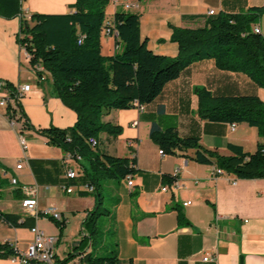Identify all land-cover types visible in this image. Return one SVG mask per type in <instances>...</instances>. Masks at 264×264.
<instances>
[{
  "label": "crops",
  "instance_id": "obj_1",
  "mask_svg": "<svg viewBox=\"0 0 264 264\" xmlns=\"http://www.w3.org/2000/svg\"><path fill=\"white\" fill-rule=\"evenodd\" d=\"M24 0L20 18H0V80L13 85L30 86L20 101V110L30 127L22 131L12 127L8 108L0 105V212L21 217L26 213L22 187L36 191L37 216L55 207L62 216V231L50 218H37L35 227L46 236L55 237L56 260L82 264L91 252L105 255L116 251L122 264H204L203 258L215 255L217 264H264V179L238 180L224 172L214 174L217 166L201 165L193 159L195 151L160 155V148L150 138L153 123L161 129L174 128L181 138L199 140L204 150L221 156H232V147L253 154L264 139L255 128L239 124L233 131L230 124L204 120L199 115L200 101L195 89H205L215 98L255 96L264 102V89L243 73L218 69L214 60L192 64L181 76L169 83L162 94L141 109L110 110L102 122L121 127L122 134L101 133L98 148L109 156L134 160V186L125 179L111 180L103 191L109 212L98 220L99 238L92 245L90 228L84 222L96 205L93 194L82 196L83 185L77 161L56 147L48 145L38 130L50 127H72L76 114L55 95L51 76L39 79L31 69L26 52L20 47L21 21L33 14L63 15L74 12L76 0ZM123 4H129L127 11ZM264 0H121L110 2L106 18L117 13H133L140 17V34L154 54L176 58L178 46L171 42V27L198 29L211 18L209 11L220 14H244L254 7H263ZM48 9V10H42ZM264 36V16L256 25ZM102 54L113 56L116 38L102 37ZM0 91V102L4 98ZM134 123H138L134 126ZM27 141V151L20 145L19 133ZM22 169H17L19 163ZM66 168L78 174L77 181L65 177ZM177 175V186L170 180ZM16 179L18 185H13ZM63 186L74 189L68 194ZM164 186H170L162 192ZM191 204L185 206V203ZM179 211L184 221H179ZM30 228H14L0 223V244L12 243L24 253L33 241ZM11 258L0 264L12 263Z\"/></svg>",
  "mask_w": 264,
  "mask_h": 264
},
{
  "label": "trees",
  "instance_id": "obj_2",
  "mask_svg": "<svg viewBox=\"0 0 264 264\" xmlns=\"http://www.w3.org/2000/svg\"><path fill=\"white\" fill-rule=\"evenodd\" d=\"M24 0H0V18H20ZM109 0H76L74 12L63 15L33 14L21 21L20 47L29 55V64L39 79L44 73L51 76L53 91L61 102L77 117L75 124L66 129L50 127L38 130L48 145L59 148L67 157L78 162L81 184L95 188L96 205L84 222L90 228L92 245L99 238L98 220L105 216L109 205L103 194L107 180H122L135 174V161L103 154L93 148L89 139L101 133L110 136L122 134V128L102 122L104 112L131 110L153 103L165 87L177 80L192 64L214 60L218 69L243 73L264 89V36L256 34L254 27L264 16V6L249 9L244 14L211 16L206 26L198 29L171 27V42L178 46L176 58L154 54L147 40L140 34V17L133 13H117L112 20L106 18ZM109 24V25H108ZM106 29L117 32L116 52L102 54V37ZM116 49V50H117ZM42 67L43 72L37 67ZM0 82H2L0 80ZM5 89L15 95L10 83ZM199 97V115L202 119L230 125L247 124L264 139V102L255 96L213 98L205 89L196 88ZM28 128H30L28 126ZM150 138L165 155L195 151L194 161L201 165L215 164L223 172L238 180L264 179V144L255 153H244L241 148L230 147L232 156H221L204 150L198 139L181 138L176 129H161L153 123ZM70 180V179H68ZM177 180L173 177L171 184ZM77 181H72L76 184ZM87 193H82L86 196ZM108 205V207H106ZM52 217L39 214L21 222V217L0 212V223L14 228H35L36 220ZM179 221L183 214L179 211ZM16 255L11 243L0 244V260ZM56 258V256H55ZM74 256L57 264H68ZM40 264V263H33ZM82 264H122L116 251L105 255L86 254Z\"/></svg>",
  "mask_w": 264,
  "mask_h": 264
},
{
  "label": "built area",
  "instance_id": "obj_3",
  "mask_svg": "<svg viewBox=\"0 0 264 264\" xmlns=\"http://www.w3.org/2000/svg\"><path fill=\"white\" fill-rule=\"evenodd\" d=\"M121 0H109V2L113 6H118ZM125 10H129L131 6L129 4H123ZM209 16H214L216 15L215 11H209ZM109 25V24H108ZM254 32L256 34H260L261 31L259 27L255 26L254 27ZM104 35L109 36V37H114L118 38L117 32H112L110 29H106L104 32ZM117 49V48H116ZM26 57L29 60V55L26 53ZM38 71L43 72L42 67H37L36 68ZM5 83L0 82V91H4V98L1 100L0 105L2 107H7L8 108V113H7V118L9 119L10 124L12 127H17V125L20 126V129L22 131L29 129L28 128V123L25 120V117L23 116L21 110H20V101L21 99L30 91V86H19L15 89V95L12 96L10 92H8L7 89H5ZM140 107L139 109H141ZM138 123H134V126H137ZM237 125L233 124L231 125V129L234 131L236 129ZM19 140H20V145L22 147V150L25 152L27 151V141L26 138L23 136V132L19 133ZM88 143L93 147L96 148L98 146V141L95 138L89 139ZM160 155H165L162 150H160ZM68 159H71L68 156ZM23 163H19L17 165V169H22ZM179 171H176L175 178L177 177ZM224 172L216 168L214 170V174L217 176L222 175ZM66 179H76L78 178V174L74 172V170L66 168V173H65ZM127 187L132 188L134 186V178L133 175H129L125 178ZM13 185H18V181L16 179L12 180ZM171 188H175L177 186V180H175L171 185ZM170 186H164L162 187L161 191L162 192H167L170 189ZM63 190L68 193H74V189L63 186ZM22 193L26 195V199L23 200L22 202V207L26 210V213L32 215V216H37V201H36V191L32 190L26 186L22 187ZM95 191V188L91 185L83 184L77 189V193H87V194H93ZM191 203H185V206L190 205ZM45 216L52 217L54 220L57 222L62 223V216L59 213V211L55 207H50L45 210L43 213ZM32 233L34 235L33 241L28 247L27 251L22 253L20 252L17 247L11 243V245L15 248L16 255L11 258L12 263H17V264H33V263H40V264H57L56 263V258L53 250V246L56 242L55 237H50L46 236L42 231L37 229L36 227L33 228ZM202 262L204 264H217V258L215 255H207L203 258Z\"/></svg>",
  "mask_w": 264,
  "mask_h": 264
},
{
  "label": "rangeland",
  "instance_id": "obj_4",
  "mask_svg": "<svg viewBox=\"0 0 264 264\" xmlns=\"http://www.w3.org/2000/svg\"><path fill=\"white\" fill-rule=\"evenodd\" d=\"M47 1H49V0H45L44 3H47ZM42 10H48V9H42ZM110 182H111V180L106 181V183H110ZM103 191L106 192L107 195H110V193H111V191L109 189L108 190L104 189ZM106 207H108V205Z\"/></svg>",
  "mask_w": 264,
  "mask_h": 264
}]
</instances>
